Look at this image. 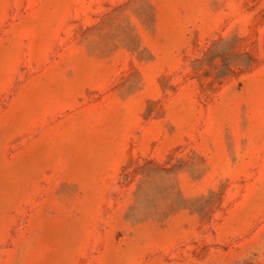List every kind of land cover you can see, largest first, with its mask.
Segmentation results:
<instances>
[{"label":"rangeland","instance_id":"obj_1","mask_svg":"<svg viewBox=\"0 0 264 264\" xmlns=\"http://www.w3.org/2000/svg\"><path fill=\"white\" fill-rule=\"evenodd\" d=\"M0 264H264V0H0Z\"/></svg>","mask_w":264,"mask_h":264}]
</instances>
